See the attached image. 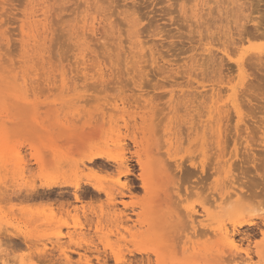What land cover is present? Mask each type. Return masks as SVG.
Masks as SVG:
<instances>
[{
  "label": "rangeland",
  "instance_id": "374dc122",
  "mask_svg": "<svg viewBox=\"0 0 264 264\" xmlns=\"http://www.w3.org/2000/svg\"><path fill=\"white\" fill-rule=\"evenodd\" d=\"M31 1L0 0V195H2L0 197V264H66L65 256L68 253L72 260L70 264H87V262L101 264L103 260L98 263L96 256L102 253L101 257H104L109 252H104V246L99 238L101 233L96 231V225L103 218L98 200L100 199V203L102 200L104 205H107L108 198L105 194L98 195L93 190L85 189L81 201L76 200L73 194L76 201L72 202L71 191L74 192V189L69 187L66 190L62 187L63 189L59 190L58 187L52 190H55V194L50 193L51 190L42 189V192L40 189V192L46 193L44 199L36 197V200L22 201L25 195L23 186L26 177L22 176L16 167L19 151L25 155V158L27 157L30 169L36 172L38 165L31 158L30 144L41 147L49 143L53 134L67 130L62 128L64 117L71 121V127L75 126L73 130L80 128L81 131L87 132L86 138L78 142V146L84 147L83 150L76 151L74 157L80 162L79 166L84 172H88L94 165L86 161V155L100 149L105 151L111 149V153L118 155L123 142H128L127 156L132 159L130 166L133 173L128 177L122 175L120 178L122 182L132 183L133 187L131 190L124 188V194L116 190L117 208L104 207L111 212L116 209L117 212L124 211L126 214L123 215L122 222L114 218L109 220L106 216L104 217L108 220L105 218L103 221L108 222H101L106 223L104 225L110 222L108 226L115 228L119 221L122 230L123 225L131 226L132 232L146 233L149 229L154 237L146 240H131V235L125 232L127 239H120L122 246L117 244L116 246L119 249L123 247L121 250L126 255L127 264L231 263L224 258L208 257L204 250L208 241L204 237L176 236L172 232L179 224L188 226L187 215L191 210L197 209L203 212L202 201L205 196L220 193L226 195L233 188L237 189L238 183L243 179L240 177L234 180L237 181L236 183L230 185V180L226 177L228 164L225 160L216 166L218 167L216 172L211 169L210 152L213 147L216 148L215 138L213 139L210 128L206 129L208 135L205 139L201 138V135L202 129L204 130L203 124L208 119L207 114L211 109L209 106L212 105L209 98L211 90L206 92L212 83L217 84L219 81V85L229 86L226 89L221 86L224 90L217 103L219 107L228 110L224 129L227 127V132L232 133L231 137L240 135L236 145L242 148L250 144L257 149L263 141L264 107L262 109L261 105L264 104L262 98L264 97L262 56L264 35L256 34L249 37L243 33L241 27L247 20L244 16L251 11V17H258V12L252 11V8L247 12L248 6L245 0H242L245 3L241 2L244 4L242 6L246 7V9L241 8L246 10L244 14L237 8V4L240 3L237 1L240 0H33L30 3ZM28 8L32 9V12ZM27 13L34 17L30 15L31 18H28ZM90 16L91 19L94 16L95 18L90 21ZM107 17H110L111 23H108ZM33 20H38L39 23L37 21L34 23ZM32 26L35 27L34 30ZM23 27L25 34L22 33ZM246 27L254 30L251 24L248 26L246 24ZM27 31H30V36ZM42 34L45 37L44 35L43 38L40 37ZM25 35H28V38ZM30 39L36 40H33V43ZM240 40H245V43L240 45ZM24 44L25 46H22ZM233 49H236L234 53ZM226 51L230 52L232 59H229ZM240 58H243V73L235 63ZM99 63H102L103 70L98 69ZM85 67L87 73L84 72ZM202 85L203 87L207 85V89ZM231 87L236 88V94ZM139 94L143 95L138 99L140 102L126 101L128 103L123 104L121 101L128 97H138ZM235 97L240 103L243 101L242 119L233 106ZM249 99H253L252 102L257 106L247 105ZM244 100L247 102L245 103ZM144 109L149 113L147 128L129 129V131L125 129L126 121H133L131 119L136 117L140 122V117L135 112ZM87 118L90 124L82 129ZM129 132L132 134L137 132L135 133L137 140L141 141L139 147L130 139H125ZM60 143L68 145L65 139L60 140ZM234 145L235 142L231 138L225 144L227 150H231ZM143 148L148 150L142 153L149 161L151 169L153 167L154 170L158 169L160 167L158 165L162 162L168 164L167 170L162 172L152 169V174L155 173L153 177L152 174L150 175L152 185L150 191H146L142 186L140 177L142 170L135 154L138 149ZM81 160L85 161L84 164ZM190 162L207 165L209 177L195 180L182 176L176 170L178 164L184 163L189 166ZM112 165L114 166L109 168L117 177L118 165ZM232 167L235 168V164ZM37 183L40 184V180H37ZM260 191L264 193V183L261 184ZM4 192L6 195L2 194ZM90 192H94L95 197ZM8 193H11L10 196L15 194L9 198ZM150 193L155 196V202L154 196ZM53 194L59 199H55ZM147 196L153 198L152 203L150 202L153 208L149 207L148 223L141 224L143 218L141 213L144 212L143 199ZM6 197L8 201H5ZM49 198L53 202L57 201L59 205L62 203L63 206L66 205L62 209L61 216L65 215L63 220L68 219L67 222L70 221V225H73L75 214H79L85 228L80 231L72 226L69 227L70 229L62 227L63 234L67 235L70 232L68 234L70 237L68 235L62 237L63 243L59 247L60 243L54 237L51 240L33 238V241L31 239L28 243L24 242L22 236L12 237L11 240H16V243L14 240L12 243L8 237L13 230L15 232L12 225H22L24 220L17 209L29 204L30 207L35 208L41 202L50 201ZM124 203L130 206L125 207ZM68 205L70 206L67 207ZM221 205L223 206V203ZM74 206L77 207L74 209ZM92 207L93 209L95 207V210ZM236 208H232L234 211L224 209L227 216L223 214L225 215L223 219L221 218L223 223L264 213V202L250 199L244 206L235 210ZM94 211L95 214L90 213ZM67 216L69 218L66 219ZM73 233L75 236L79 234L78 237L80 234L84 236L76 238L77 236L73 237ZM5 235L8 238L4 237ZM112 235V241H117L120 237L118 234ZM85 237L90 241L93 240L95 244L87 245L83 242V246H76L69 242L85 240ZM13 245H19V248ZM96 245L99 246L101 253L93 249ZM191 245L196 249L190 248ZM87 247L89 250L86 249ZM44 248L47 254L49 252L50 257L41 254L40 251ZM136 249L143 251L145 255L137 254L136 258L129 255L130 250ZM41 255L43 257H40ZM258 260L259 257L255 256V261ZM262 262L264 263V259ZM104 264L118 263L109 257Z\"/></svg>",
  "mask_w": 264,
  "mask_h": 264
},
{
  "label": "bare ground",
  "instance_id": "6f19581e",
  "mask_svg": "<svg viewBox=\"0 0 264 264\" xmlns=\"http://www.w3.org/2000/svg\"><path fill=\"white\" fill-rule=\"evenodd\" d=\"M32 1L30 3H32ZM243 1L240 0V1H237V3H239V2L241 3ZM245 2L248 6L247 12H248V9L252 8V11L255 10L256 12H258V17H251L250 14H252V13L249 10L250 11L249 14L244 16V18H247V20L245 21L244 24L241 25V27L243 28V33H246V35L249 37L255 36L256 34L264 35V0H245ZM245 2H243V3H245ZM97 3H95V4H97ZM240 3H239V5H240ZM243 3H241L240 7H238L239 5L237 4V8L241 9L242 7H245V6H242V5H244ZM80 6H78V7H80ZM45 7H47V6H45ZM29 8H28V10H30ZM48 9L49 8H47V10ZM245 9H246V7H245ZM70 10H72V9H70ZM74 10L76 11V9H74ZM236 10H238V9H236ZM244 11L246 12V10L241 9L240 13H243ZM54 12H55V10H54ZM92 13H93V11H92ZM88 14H87V16L90 15V14L89 15ZM27 15L29 18L31 14L29 15V13H27ZM106 15H104V16L106 17ZM91 16L89 19L90 21L95 18V16H94V18L91 19ZM32 17H34V16H32ZM107 18L108 19H106V20H108V23H111V22H109L110 17H107ZM129 18L132 19V17H128V19ZM35 21L38 22V20H33L34 23H35ZM95 21H96V19H95ZM81 22L82 21H80V23ZM246 24H247V26L249 24H251L252 29H254V30L247 28ZM35 25H37V24H35ZM32 27L34 30L35 27L34 26H32ZM38 27H39V25H38ZM103 27H106V26H103ZM91 28H92V26H91ZM22 30H23L22 33H24V30H25L24 27L22 28ZM92 30H93V28H92ZM27 32L29 33L30 31H27ZM106 33H107V31H106ZM30 35L31 34L29 33V36ZM43 35L44 34H42L40 37H42ZM246 35H245V37H246ZM77 36H78V34H77ZM81 36H83V35H81ZM26 37L28 38V35ZM44 37H45V35H44ZM24 40L25 39H23V41ZM30 40H32V42H33V40H36V39H30ZM244 41L245 40H240L239 44L242 45ZM25 42L26 41H24V43ZM237 43H238V41H237ZM237 43H235V44H237ZM28 45H30V44L28 43ZM42 45H41V48H42ZM22 46H25V44ZM41 48H40V50H41ZM43 49L44 48H42V50ZM32 50H34V48H32ZM234 50H236V49H233V53L235 52ZM34 51H36V49ZM38 51H39V49H38ZM225 53L229 57V59H232L230 52L226 51ZM262 56L264 59V55H262ZM34 58H37V57H34ZM40 59H41V57H40ZM35 60L36 59H34V61ZM248 61H250V60H248ZM260 62H262V60ZM235 63L237 64V67L239 68L240 72L243 73L244 72L243 58L237 59L235 61ZM99 65L100 66L98 69L103 70V67L101 66L102 63H99ZM261 65H262V63H261ZM221 69L223 70V68H221ZM84 72L87 73V67H85ZM222 73L224 74V72H222ZM231 73H233V72H231ZM218 83H219V81H218ZM218 83L217 84L212 83V85L209 86V90H206V92L207 91L209 92L211 90L210 91L211 95L209 96V98L211 99L210 101L212 102V105L209 104L210 105L209 108H211V109L213 108V110L209 109L210 111H208V114H207L208 119L205 121L204 124L202 123L205 131L202 129V135L201 134L200 135L202 136L201 138L205 139L206 135H208L206 132V129L210 128L212 130V137H213V139L215 138L214 141L216 142L215 143L216 148L213 147L212 151L210 152V154H211L210 158H211V164H212L211 169L215 170V172H216V170H218V167H216V166L221 164V162L223 160H225L226 163L228 164V171H227L226 177L229 178V180H230L229 183H231L230 185L236 183L237 181L234 182V180H236V179L238 180V178L240 179V177L243 179H241V181H242V182H240L241 185H240V183H238L239 186L237 187V189L235 188V190H234V188H233V190L228 192L226 195H223V194L221 195V193H220L218 195L217 194L216 195L210 194V195L205 196L203 201H202L203 212L201 213L197 209L191 210L187 215L188 226L187 225L184 226V225L179 224L178 227L174 228V231L173 232L171 231V232L173 234H175L176 236H181V235L184 236L185 235V236H190L192 238H195V237L199 238L201 236L202 238L204 237L205 239H207L208 243L206 244L204 250H205V253L208 257H214V258H219V259L224 258V260H227V261L231 262L232 264H264L262 262V259H264L263 258V255H264V213H260V214H257L255 216L244 217L243 219H240L238 221H231L230 223H228V222L223 223V221L221 220V218L226 215V213H225L226 209H232V208L237 207L235 209V210H237L239 207L244 206V204H246L247 200L250 201V199L251 200L257 199L260 202H264V193L262 194V191H260V186H261V184L264 183V137H263V141L260 143L259 148H257V149L253 148L250 144H247L246 146H244L242 148H240L236 145L240 135L236 134L235 136L232 135V137H231L232 133L230 134L227 132L228 131L227 127L224 129V120L227 117V111L228 110L225 109L224 107L218 106V103H219L218 101L221 97L220 94L223 92L222 90H224L221 87L223 84L221 83L222 85H219L220 83L219 84ZM206 86L204 85V87H203V85H202L203 88H206ZM223 87H224V85H223ZM226 87H224V88L226 89ZM231 89L236 94V88L231 87ZM206 95H207V93H206ZM142 96H143L142 94H139L138 97L134 96L136 98L128 97L129 100L128 99H126V100L121 99V101H123V104L128 103V102H132V101H133V103L134 102L137 103V102H140L138 99H140ZM256 96L257 95H254V97H256ZM132 98H133V100H131ZM262 98H263V103H264V97H262ZM252 100L249 99V100H247L248 102L244 100V102L245 103L247 102L248 103L247 105H249V106L251 105L253 107L254 103L252 102ZM126 101H128V102H126ZM240 101H241V99H240ZM242 102L243 101H241V103ZM241 103L238 101L237 97L234 98L233 106H234V109H235V111L238 114L240 119H242ZM254 106H257V105H254ZM261 106L263 109L264 104H262ZM145 110L146 109H144L140 112H135L140 117V122L137 121L136 117L131 119L133 121H126L125 125H124L125 129H127L128 131H129V129H146L147 125H148V121H149L147 118V114H149V113H148V111H145ZM64 118L65 119H63V121H62V128L67 129V130H64L63 132H60L58 134L57 133L53 134L51 136V138L49 139V143L43 144L41 147L30 144V148L32 150L31 158H33L35 160L36 164L38 165V170L36 172L32 171V169H30V167H29L30 162L27 161L28 159L26 160L27 157L25 158V155L23 154L24 155L23 156L22 153H20V151L18 150L19 154L16 158V167L20 170V172L22 173V176L26 177V179H25L26 183L24 184L25 186H23L24 190L22 188H20V190L24 191L23 194H25L23 197L24 199L22 201L28 202L32 199H35L36 197L44 199L43 197L46 196V193L45 192L42 193L43 190H49V191L51 190L50 193L51 192L53 193L56 190V188H58V187H59L58 188L59 190L62 187L63 188L65 187L64 189H66V190L69 189V187L70 188L72 187V189H74L76 192L75 198L77 200H81V197L83 195L82 192H84L85 189H88V191L93 190L98 195L105 194L108 198L107 205H104L102 200H101L102 203H100V201H99L100 199L98 200V203L100 204L99 208L101 211V217L103 216V218L100 217L101 218L100 222L98 220L99 223L96 225V231L101 233V236H99V238H100V243L103 244V246H104V249H105L104 252L105 253H106V251H109V252H107V254L105 256L103 254L104 257H101L102 253L99 252V246L96 245L94 248L93 247L92 248L96 249L99 253H101V255L99 254L96 256L98 263H101V261L103 260V263H101V264H104L105 262H107L109 257L114 259L116 261V263H118V264L124 263V262H126V260H125L126 255L121 250V248H123V247H120V249H119V248H117L118 246H116V244L117 245L121 244L120 239H123V240L127 239L125 232H128L131 235V240H142V239L146 240V239H151L152 236L154 237L153 232L149 229L146 230V233L139 232V231L138 232H132L133 228H130L131 226L128 227V226L123 225V226H121L124 230L123 231L118 224V223H120L119 221L117 223L118 225L116 224L115 228H113L112 226L111 227L108 226L110 222L107 225H104L108 222L106 220H104V221H106V223H104V224L102 223V222H104L103 219H105L106 217L108 219L114 218V219H118L121 221L122 218L124 219L123 215L126 214L124 211H118L117 212L116 209H114V211L111 212L110 210H105L104 207L105 206H109V208H110V206L111 207L113 206L114 208L116 207V204H117L116 203L117 202L116 201L117 196L115 193L116 190H119L118 191L119 193L124 194V192H123L124 188L131 190L133 187L132 183L130 184L128 181L122 182L121 178H120L122 175L128 177L130 174L133 173L132 168L130 166V164H131L130 161L132 159H131V157L127 156V153L129 152V148L126 146V144L128 145V142L127 143L123 142L124 144L121 145V149H120L121 151H120V154H118V155L111 153L112 152V151L110 152L111 149L106 150V151L100 149V150H96V151L91 152L89 155H86L85 156L86 161L88 160V161L94 163V165L89 168L88 172L87 171L84 172V170L81 169V167L79 166L80 162L77 159H75L74 157L76 156V154H75L76 151L83 150L84 147L78 146V144H79L78 142L83 141V139L86 138L85 134H87V132L85 130L81 131L80 128H79V130L78 129L73 130V129H75V126L71 127V125H70L71 121L69 122V119H67L66 117H64ZM128 120H130V118ZM111 121H113V120H111ZM91 123L93 124V122H91ZM74 124H75V122H74ZM89 124H90V121L87 118V121L84 122L82 129L84 127L88 126ZM87 128H89V127H87ZM246 129H248V128L246 127ZM199 130H201V129H199ZM203 131H204V133H203ZM135 133H137V132H133V134H132V132H129L126 136L125 135L124 136H125V139H127V140L130 139L131 141H133L135 143V145L137 147H139L141 141L137 140ZM262 133H263L262 135L264 136V132H262ZM124 136L122 135V137H124ZM229 138L233 139L235 142V145L231 150H227L226 146H225V144L227 143ZM63 139H65L67 141L68 145L65 146V145H62L60 143V140H63ZM210 139H211V137H210ZM142 140H144V139H142ZM113 143L116 144L115 141ZM142 143H144V141ZM143 147H144V145H143ZM145 147H146V144H145ZM141 148H142V146H141ZM213 149H215V150H213ZM141 150H143V151H141ZM207 150L204 152L206 153ZM146 151H148V150L145 148L138 149L135 152V154L137 155V161H138V164L140 165L141 170H142V172L140 174V177L142 179V186L144 187V189L146 191H150V190H152L151 189L152 185H151L150 175L152 174V169L154 167L151 169L150 168L151 166H149V161L146 160V157H143L144 154L142 152L146 153ZM26 156H27V153H26ZM81 162L84 164L85 161L81 160ZM111 163L118 165L117 168H119V169H118V176L117 177H115L110 170V168H112V166H114ZM234 164H235V168L232 167ZM158 166H160V167H158V169H156L157 172H158V170H159V172H162L164 170H167V168H168V164L163 163V162L161 165H158ZM259 166L262 168H259ZM156 170H154V171H156ZM176 170L179 173H181L182 176L190 177L191 179H195V180H200L202 177H203V179H205V178H208L210 175L209 170L207 171V165H205V164L199 165V164H196L195 162H190L189 166H186L184 163H180L177 165ZM154 173L155 172H153V174L151 175L152 177H153ZM253 176H255V178L257 176V179L253 178ZM37 180H40L41 183L40 184L37 183ZM66 187H68V188H66ZM54 188H55V190L52 191ZM40 189L41 190L43 189L42 192H40L41 191ZM88 191H87V193H88ZM62 192H64V191H62ZM78 192H79V194H78ZM94 192L93 193L90 192L93 194V197H95ZM18 193H21V192H18ZM2 194H5V192ZM10 194L11 193H8L9 198H11V196L15 193H13L11 196H10ZM54 194H55V192H54ZM56 194H58V193L56 192ZM123 194H120V195H123ZM16 195L18 196L19 194H16ZM59 195L61 196V194H59ZM62 195H64V194H62ZM66 195H67V193H66ZM1 196L2 195H0V197ZM152 196H154V195H152ZM7 197L5 198L6 199L5 201H8ZM93 197H91V198H93ZM50 198H52V197L50 196ZM50 198H49V200H50ZM54 198L56 199L58 197H56V195H54ZM61 198H63V197H61ZM152 199L153 198L151 196H147L146 198L144 197V199H143L142 205L144 206V212L142 211L143 213H141V216L143 217L141 220V222H142L141 224L148 223L147 215L150 212L149 209L153 208L150 205V202L152 203ZM10 200L11 199H9V201ZM153 200H154V202L156 201L155 196H154ZM43 201H45V200H43ZM222 203H223V206L221 205ZM93 204H94V202H93ZM20 205H21V203H20ZM29 205H26V206L21 205L22 207L17 209V211L20 212V213L19 212L18 213L22 216V218H24V220H23L22 225H19V224L18 225L16 224L15 226L12 225V227L15 228V232H13L14 231L13 230L10 234L8 233L9 235L7 234L9 237V240L12 241V243L14 240V239H12V240L10 239L12 237L22 236L24 238L25 243H28L31 239L33 241V238L37 239V240H40V239L51 240V238L54 237V238H56V241L60 243V244H58V247H59V245H61L63 243V242H61L62 237H64L66 235L65 233L63 234L62 227H64V228L68 227L69 228L72 226L74 229H80V231H82L85 228V225L82 223V220L79 218L80 217L79 214L78 215L75 214L73 225H70V223H69L70 221L67 222V220H68L67 218H69L68 216L66 217L67 220L62 219L63 217H65V215L63 217L61 216V214H63L62 209L66 206V205L63 206L64 205L63 203L59 205V204H57V201L53 202L50 200V201L39 203L38 206L35 208L34 207L32 208ZM33 205H35V204H33ZM124 205H125V207L130 206V204H128V203H124ZM69 206L70 205H68L67 207H69ZM153 206H154V204H153ZM76 207L77 206H74V209ZM220 208H221V210H219ZM92 209H93V207H92ZM224 209H225V211H224ZM93 210H95V207ZM76 211H77V209H76ZM68 213H70L69 210H68ZM86 213L84 215H86ZM90 213L95 214V211L90 212ZM227 213H230V212L227 211ZM14 214H16V213H14ZM223 214H225V215H223ZM99 215H98V217H99ZM104 216H106V217H104ZM230 216L228 217V219L230 218ZM180 222H182V221L180 220ZM112 223H114V222H112ZM183 224H184V222H183ZM73 228H71V229H73ZM167 229H169V228H167ZM4 230H3V232H4ZM6 230H9V229H6ZM170 230H171V228H170ZM4 234H2V235H4ZM76 234H77V232H76ZM112 234H118L120 236L119 238H117V241L111 240V236H113ZM78 235H76L77 236L76 237L73 233V237H76V238H80V237L82 238L84 236V235L81 236V234H80V236L78 237ZM4 237H6V235ZM8 237H6V238H8ZM68 237H70V236L68 235ZM86 239L85 240L78 239V241L77 240H70L69 242H70V244H75L76 246L77 245L81 246L82 244H84L83 242H85V244H87V245L95 244L93 242V240L90 241V240H88V239L86 240ZM15 241L16 240H14V242ZM14 246L18 247L19 245H13V247ZM120 246H122V245H120ZM190 248H194V246L192 247V245H191ZM86 249H88V247ZM183 249L184 250L186 249L185 245L183 246ZM194 249H196V248H194ZM199 249H200V246H199ZM45 250H46V248L43 249L44 252L40 251L41 254H43L44 257L45 256L50 257L49 252H48V254H49V256H48V254L46 253L47 250L46 251ZM187 251H188V249H187ZM63 253H65V252H63ZM143 253L144 252L140 251L139 249L129 251V255H131L135 258H136L137 254L145 255ZM68 254H66L65 259H67L66 260L67 263L70 264L72 260L69 257L70 255H68ZM255 256L259 257L258 261H255ZM40 257H43V256L41 255ZM224 260H222V261H224ZM80 263H82V262H80ZM231 263H229V264H231ZM87 264H88V262H87ZM125 264H127V262Z\"/></svg>",
  "mask_w": 264,
  "mask_h": 264
},
{
  "label": "flooded vegetation",
  "instance_id": "af4514ba",
  "mask_svg": "<svg viewBox=\"0 0 264 264\" xmlns=\"http://www.w3.org/2000/svg\"><path fill=\"white\" fill-rule=\"evenodd\" d=\"M75 193H76L75 190H74V192L71 191V196H72L71 201H72V202H74V201L77 200L76 198H75V199H76V200H75L74 197H73V194H74V196H75ZM78 194H79V192H78ZM79 201H81V200H79Z\"/></svg>",
  "mask_w": 264,
  "mask_h": 264
}]
</instances>
